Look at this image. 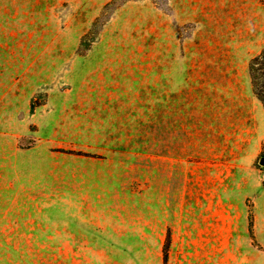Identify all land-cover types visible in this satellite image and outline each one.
Wrapping results in <instances>:
<instances>
[{
  "label": "rangeland",
  "instance_id": "obj_1",
  "mask_svg": "<svg viewBox=\"0 0 264 264\" xmlns=\"http://www.w3.org/2000/svg\"><path fill=\"white\" fill-rule=\"evenodd\" d=\"M263 46L264 0H0V264H264Z\"/></svg>",
  "mask_w": 264,
  "mask_h": 264
},
{
  "label": "trees",
  "instance_id": "obj_2",
  "mask_svg": "<svg viewBox=\"0 0 264 264\" xmlns=\"http://www.w3.org/2000/svg\"><path fill=\"white\" fill-rule=\"evenodd\" d=\"M248 72L253 93L264 109V46L250 58Z\"/></svg>",
  "mask_w": 264,
  "mask_h": 264
},
{
  "label": "crops",
  "instance_id": "obj_3",
  "mask_svg": "<svg viewBox=\"0 0 264 264\" xmlns=\"http://www.w3.org/2000/svg\"><path fill=\"white\" fill-rule=\"evenodd\" d=\"M56 235L57 234H55V236L54 235H47V236H45L44 238H42L43 240L42 241H52V239H55V238H57L56 237ZM47 246H49V245H40L39 247H47Z\"/></svg>",
  "mask_w": 264,
  "mask_h": 264
},
{
  "label": "water",
  "instance_id": "obj_4",
  "mask_svg": "<svg viewBox=\"0 0 264 264\" xmlns=\"http://www.w3.org/2000/svg\"><path fill=\"white\" fill-rule=\"evenodd\" d=\"M263 163H264V159H263V161H262Z\"/></svg>",
  "mask_w": 264,
  "mask_h": 264
}]
</instances>
